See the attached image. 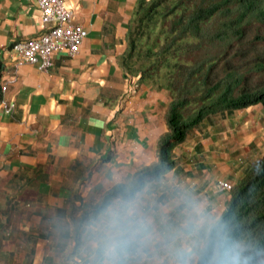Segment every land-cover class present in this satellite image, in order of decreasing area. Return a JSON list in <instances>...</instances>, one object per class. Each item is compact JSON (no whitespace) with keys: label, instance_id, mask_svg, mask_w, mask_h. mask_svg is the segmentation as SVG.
Returning <instances> with one entry per match:
<instances>
[{"label":"crops","instance_id":"1","mask_svg":"<svg viewBox=\"0 0 264 264\" xmlns=\"http://www.w3.org/2000/svg\"><path fill=\"white\" fill-rule=\"evenodd\" d=\"M64 1L88 34L79 54L56 53L45 71L12 49L44 31L36 1L0 0L4 83L15 77L2 97L14 107L0 104V264L123 263L124 234L135 232L126 221L139 229L143 209L152 210L142 218L148 226L186 238L174 242L176 263L194 264L208 224L228 201L218 182L234 184L263 154L264 112L251 106L212 117L176 144L174 168L94 215L107 190L156 160L170 93L129 76L120 61L140 0ZM83 211L90 219L78 234L73 220Z\"/></svg>","mask_w":264,"mask_h":264},{"label":"trees","instance_id":"2","mask_svg":"<svg viewBox=\"0 0 264 264\" xmlns=\"http://www.w3.org/2000/svg\"><path fill=\"white\" fill-rule=\"evenodd\" d=\"M121 64L170 93L157 158L107 190L94 215L116 198L133 199L174 168V147L221 114L258 105L264 112V0H140L129 23ZM0 65V100L4 90ZM89 212L74 217L79 234ZM124 263L137 264L127 253ZM194 264H264V152L228 192L206 229Z\"/></svg>","mask_w":264,"mask_h":264},{"label":"built area","instance_id":"3","mask_svg":"<svg viewBox=\"0 0 264 264\" xmlns=\"http://www.w3.org/2000/svg\"><path fill=\"white\" fill-rule=\"evenodd\" d=\"M35 1L41 11L45 29L37 36L16 41L12 49L20 62L37 64L46 71L52 66L56 53L66 52L70 56L79 54L88 31L75 21L74 9L64 0ZM13 81L15 77L5 82L2 89L5 91L8 83ZM0 104L8 111L14 107L13 103H8L3 98ZM232 186V183L226 180L218 182L220 190L229 191Z\"/></svg>","mask_w":264,"mask_h":264},{"label":"rangeland","instance_id":"4","mask_svg":"<svg viewBox=\"0 0 264 264\" xmlns=\"http://www.w3.org/2000/svg\"><path fill=\"white\" fill-rule=\"evenodd\" d=\"M259 107L260 106L258 105H254L252 108H254L255 110H258ZM255 112L256 111H253L252 113H255ZM253 117L256 118L257 122L259 121V119L257 118L258 117L257 115L254 114ZM241 124L238 126V130L243 129V125ZM261 126L262 125L259 123L256 125L253 124V128H251V130L249 131L253 132L257 129V127H261ZM260 147H261V151H263L264 145L262 144ZM160 207L161 205L158 208H156L157 210L155 209L157 214L159 213L158 209ZM171 208L175 210L176 206L172 205ZM151 212L152 210L148 211V209L147 210L143 209L141 211V219L142 218L145 219V217L150 215ZM181 214L184 217L188 213L183 212ZM189 217H192V216L189 215ZM141 219L138 221L139 224H141L139 229H137V227L133 225L132 221H128V220L126 221V222H129V224L127 223L125 226L126 230H135V232L128 231L127 233L124 234V237H123L125 241L124 252L130 253L134 255L136 258H138L137 262H135L137 264H177L176 261L179 259L178 257L180 256V251H178L177 249L178 246H176L174 242L177 241V242L183 243V240L186 238L181 237V236L177 237L179 236V234L177 233L176 235V234L170 233L168 228L164 229L167 232L166 236H164L165 232L163 229L161 231L158 229L154 230L153 227L156 224H152L148 226L147 222ZM174 227H176L175 224H174ZM172 229L176 230V228H173V227ZM145 230H147V232H145ZM181 238H183L182 241H181ZM133 240H135V242H137L138 245L132 247L129 245V243H126V242L133 241ZM191 261H192V258H190V262ZM112 264H117V263L113 262ZM120 264H132V263L131 262L130 263L120 262Z\"/></svg>","mask_w":264,"mask_h":264},{"label":"clouds","instance_id":"5","mask_svg":"<svg viewBox=\"0 0 264 264\" xmlns=\"http://www.w3.org/2000/svg\"><path fill=\"white\" fill-rule=\"evenodd\" d=\"M233 185V184H232ZM230 191V190H229ZM229 191H227V192H229Z\"/></svg>","mask_w":264,"mask_h":264}]
</instances>
